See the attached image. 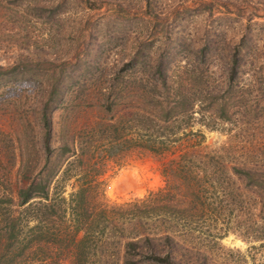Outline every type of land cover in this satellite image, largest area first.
Wrapping results in <instances>:
<instances>
[{"label":"rangeland","instance_id":"obj_1","mask_svg":"<svg viewBox=\"0 0 264 264\" xmlns=\"http://www.w3.org/2000/svg\"><path fill=\"white\" fill-rule=\"evenodd\" d=\"M237 49L242 66L232 76ZM133 58L139 63L127 65ZM160 60L177 97L193 102L185 119L193 126L178 135L204 134L183 135L176 154L202 144L227 167L224 186L217 181L201 210L178 220L180 249L193 264H264V195L231 172L264 170V0H0V72L10 74L0 77V169L11 172L2 182L17 186L22 158L33 171L44 165L47 101L57 151L68 132L127 114L128 90L152 87ZM102 135L98 130L95 139ZM59 162L55 155L52 166ZM162 169L163 161L146 152L111 163L101 199L122 205L145 198L165 186ZM218 190L221 198L209 194ZM171 216L139 230L162 233ZM121 236L119 257L105 264H123Z\"/></svg>","mask_w":264,"mask_h":264},{"label":"trees","instance_id":"obj_2","mask_svg":"<svg viewBox=\"0 0 264 264\" xmlns=\"http://www.w3.org/2000/svg\"><path fill=\"white\" fill-rule=\"evenodd\" d=\"M238 51L231 63L232 76L242 66ZM138 63L133 58L127 65ZM156 68L149 77L154 81L152 87L128 90L131 107L127 114L84 124L79 135L68 132L57 151L52 146V106L49 101L44 104L42 168L33 171L22 158L17 171L20 178L12 188L2 182L11 172L0 169V264H105L119 257L116 241L120 233L125 239L123 264H193L176 240L178 220L181 216L187 219L192 209L200 211L203 194L216 187L217 181L226 183L227 167H219L220 158L205 151L203 140L197 137L195 142L201 145L176 154L183 135L204 134L191 130L178 135L179 129L193 126L185 121L195 112L193 102L185 94L178 98L168 85L170 76L163 60ZM0 77L10 74L0 72ZM55 93L56 89L51 91L49 100ZM100 95L113 96L106 91ZM98 130L103 134L100 141L95 139ZM136 152L151 153L163 161L165 186L122 205L103 201L101 177L111 163H120ZM55 155L60 162L52 166ZM231 172L251 193L264 195V170L233 166ZM68 186L72 191L67 195ZM220 191L209 194L221 198ZM166 215H172L168 230H139L144 223ZM80 232L84 234L78 239Z\"/></svg>","mask_w":264,"mask_h":264}]
</instances>
